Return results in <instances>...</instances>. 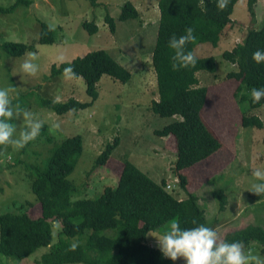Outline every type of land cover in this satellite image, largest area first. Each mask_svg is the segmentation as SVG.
Here are the masks:
<instances>
[{
  "label": "rangeland",
  "instance_id": "rangeland-1",
  "mask_svg": "<svg viewBox=\"0 0 264 264\" xmlns=\"http://www.w3.org/2000/svg\"><path fill=\"white\" fill-rule=\"evenodd\" d=\"M123 1L0 0V6L9 8L0 12V44L14 41L34 46L33 50L15 57L0 49V89H11L12 99L31 91L24 109L43 120L51 136L47 149L33 145L28 152L20 153L11 146L7 149L3 146L0 151L3 153L0 155V213L16 211V206L22 204L32 217L39 215L40 209L30 190L28 173L23 165H18L17 160L23 157L28 162L42 165L52 145L74 134L82 136V152L68 175L73 185L72 200L94 197L104 186H114L125 160L132 162L156 182L162 177L168 178V181L177 179L172 170L174 138L153 133V129L163 126L169 119L158 116L149 108L151 101L158 98L151 64L158 26V0H131L137 7L138 16L122 21L117 15ZM253 7L254 16L251 17L247 0H237L230 14L232 21L223 28L217 45L201 42L194 48L198 56L211 55L217 62L214 74L197 71L196 76L199 84L207 88L203 116L221 141V147L207 159L184 170L189 176V184L184 193L179 191L178 197H185L189 192L196 195V203L203 210L206 222H211L220 239L228 231L247 224L264 226V194L260 199L248 195L251 185L258 182L252 176V171H264V104L248 111L261 119L262 128L241 125L240 105L237 106L238 100L234 95L238 81L227 77V73L236 68L221 56L222 51L229 50L242 40L246 30L258 29L264 23V0H256ZM106 14L113 18V32L104 20ZM83 21L94 22L97 25L96 33H88L81 26ZM43 25L53 30L52 43L40 42ZM97 49L108 51L129 71L128 81L123 83L102 74L96 85L98 97L92 104L61 115L37 103L38 97L59 101L72 97L83 102L90 101L82 77L66 79L62 74L48 77L51 65L58 67L61 63L59 57L69 61ZM30 52L37 55L32 61L38 66L35 75L20 70L26 54ZM230 112L235 116L231 124L228 118ZM15 123L22 126V120H15ZM55 124H59V128L54 127ZM115 136L118 141L107 162L92 168L105 144L113 141ZM15 162L17 165L13 167ZM218 189H223L227 196L224 210L219 209L218 199L212 195ZM165 231L166 227L163 233ZM107 232L110 233V230ZM151 233L160 235L157 231ZM149 234L146 236L147 243L156 246ZM56 240L57 234L53 231L52 242ZM71 241L76 240L71 238ZM245 247L264 257L258 243L249 242ZM46 251L47 248L40 247L28 257L17 260L0 253V264H37L35 260H39ZM173 263L185 264V261L178 259Z\"/></svg>",
  "mask_w": 264,
  "mask_h": 264
},
{
  "label": "trees",
  "instance_id": "trees-1",
  "mask_svg": "<svg viewBox=\"0 0 264 264\" xmlns=\"http://www.w3.org/2000/svg\"><path fill=\"white\" fill-rule=\"evenodd\" d=\"M236 1L229 0L223 11L217 9V0L157 1L159 18L151 51V64L155 72L158 98L151 101L149 108L158 116L169 119L163 126L153 129V133L160 137L171 135L174 138L175 160L172 170L177 177L176 182L173 183L171 179L168 181L165 177L156 182L132 162L125 160L114 186H104L97 196L72 200L73 185L68 175L82 152V136H67L50 147L42 165L28 162L23 157L17 160L18 165H23L30 176L26 174L28 181L30 180V190L35 196V204H38L40 211L38 216L32 217L28 209L18 204L16 211L0 213L2 255L23 259L38 248L45 247L47 251L39 260H35L37 264H174L172 260L164 258L158 248L146 243V234L149 231L163 234V229L172 220L178 221L182 229L198 224L211 227V222H206L203 210L196 203V195L189 192L185 197H178L179 191L184 193L189 184V176L184 170L207 159L221 147V141L203 116L207 88L199 84L196 76L197 71L214 74L217 62L211 55L198 56L194 48L201 42L217 45L223 28L232 21L230 14ZM255 3L256 0H247V10L251 17L254 16ZM7 9L9 8L0 6V12ZM137 16L133 4L125 0L117 18L123 21ZM104 17L109 30L113 32V18L108 14ZM81 26L90 34L97 31L96 24L92 21H83ZM189 27L194 29L196 40L186 46V51L195 54L196 64L174 70V52L168 47V41L173 35L179 37L185 34V29ZM41 29L40 42L52 43L54 35L51 27L43 25ZM0 49L15 57L33 50L34 46L4 41L0 44ZM258 49L264 51V23L258 29L246 30L240 42L221 53L222 58L236 68L229 71L227 77L238 81L234 95L238 100L237 106L240 105V122L244 127H263L258 116L248 113L264 103V99L253 103L250 96L253 87H264V62L256 64L252 59V54ZM69 66L74 69L75 77H82L90 101L83 102L72 97L65 101L37 98L40 106L60 115L91 105L98 97L96 85L102 74L123 83L130 77L129 71L108 51L97 49L63 61L58 67L51 65L48 78L62 74L64 68ZM31 93L19 94L12 99L13 104H19L24 109ZM228 118L229 124L235 120L231 112ZM117 141L115 136L113 141L105 144L92 168L107 162ZM50 143L48 125L44 122L40 135L19 151L26 153L33 145L47 149L46 145ZM2 148L0 146V151ZM175 189L176 194L173 193ZM212 195L218 199L219 209L224 210L227 196L223 189L214 191ZM248 195L256 196V199L262 197V194L257 196L250 191ZM194 219L197 221L196 225L192 223ZM53 231L57 234L55 242H52ZM71 238H75L79 245L75 251H68L74 243ZM222 239L228 242L243 241L245 244L256 242L264 253V226L247 224L228 231Z\"/></svg>",
  "mask_w": 264,
  "mask_h": 264
},
{
  "label": "clouds",
  "instance_id": "clouds-1",
  "mask_svg": "<svg viewBox=\"0 0 264 264\" xmlns=\"http://www.w3.org/2000/svg\"><path fill=\"white\" fill-rule=\"evenodd\" d=\"M228 3L229 0H217V9L223 11ZM195 40L194 29L191 27L185 29V34L179 37L173 35L169 39L168 47L174 52L172 56L174 70L195 66V54L186 51V46ZM36 58V53H27L20 65L21 72L35 75L38 66L32 61ZM58 59L63 63V57ZM252 59L256 64L264 62V51L256 50L252 54ZM62 75L64 78L70 79L76 74L74 69L69 66L64 68ZM10 92L11 89L8 88L0 89V146H4L5 149L11 146L14 150H20L40 135L44 121L38 119L31 111L22 109L19 104L14 105ZM250 96L253 103H259L261 99H264V87H253L250 90ZM14 120H22V126L14 123ZM53 126L59 128L60 125ZM2 154L0 152V155ZM252 176L258 182L251 185L250 192L257 196L264 194V171L253 170ZM172 182L174 183L176 180H172ZM192 223L196 225L197 221L194 219ZM157 233L160 235L149 234L152 243H157L156 246L147 243V240L146 243L151 247L158 248L164 258L173 262L183 259L185 264H264V257L255 254L251 248L246 249L243 241L228 242L220 239L214 228L204 224L182 229L178 221L172 220L168 222L163 234ZM78 246V243L74 242L68 251H75Z\"/></svg>",
  "mask_w": 264,
  "mask_h": 264
},
{
  "label": "crops",
  "instance_id": "crops-1",
  "mask_svg": "<svg viewBox=\"0 0 264 264\" xmlns=\"http://www.w3.org/2000/svg\"><path fill=\"white\" fill-rule=\"evenodd\" d=\"M124 1H125V0H124ZM124 1H123V2H124ZM128 1H130V2L133 4V2H132L131 0H128ZM123 2L120 3V6H121V4H122ZM133 6H134L135 9L137 10V7H136L134 4H133ZM158 18H159V16H158ZM96 26H97V25H96ZM95 33H96V32H95Z\"/></svg>",
  "mask_w": 264,
  "mask_h": 264
},
{
  "label": "built area",
  "instance_id": "built-area-1",
  "mask_svg": "<svg viewBox=\"0 0 264 264\" xmlns=\"http://www.w3.org/2000/svg\"><path fill=\"white\" fill-rule=\"evenodd\" d=\"M167 187H170V185H167Z\"/></svg>",
  "mask_w": 264,
  "mask_h": 264
}]
</instances>
